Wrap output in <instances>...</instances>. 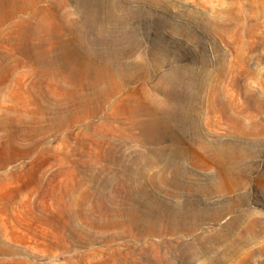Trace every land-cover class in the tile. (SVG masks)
Returning <instances> with one entry per match:
<instances>
[{
	"label": "rangeland",
	"instance_id": "rangeland-1",
	"mask_svg": "<svg viewBox=\"0 0 264 264\" xmlns=\"http://www.w3.org/2000/svg\"><path fill=\"white\" fill-rule=\"evenodd\" d=\"M60 1L64 0H38L37 19H31L21 35L14 22L0 28V236L11 251L0 255V264H264V0H89L100 8L93 5L100 13V26L93 20L84 34L77 31L85 27L83 8L76 0H65L63 7ZM49 7L55 13L60 7L68 11L76 31L71 33L68 23L47 13ZM36 21L45 23L37 36L32 32ZM87 47L98 56L105 49L123 50L119 72L128 75H135L136 62L145 58L152 74L146 82L139 78L125 83L96 114L86 112L82 104L93 89L82 60L75 56ZM66 51L73 52L72 59ZM145 83L161 100L166 96L155 85L165 84L179 94L168 101L171 114H137L138 118L166 113L165 118L173 116L181 126L189 123L187 142L176 145L187 156L193 149L246 151L243 161L231 163L233 173L245 177L242 188L226 193L197 189L178 195L161 181L162 174L172 177L175 168L168 154L156 156L154 150L165 148L163 153H169L171 140L164 146L132 139L140 134L131 124V117L137 116L122 107L144 97ZM215 97L219 107L225 104L232 109H226L228 116L241 114L246 125L261 124V134L241 136L231 130L219 120L212 102ZM239 108L243 113L237 112ZM96 130L112 149L96 148L92 140ZM110 153L116 161L104 160ZM147 157L152 163L145 165L142 160ZM180 172L203 187L221 180L215 168L194 166L186 158ZM122 174L148 188L157 212H179L184 206L192 216L199 213V225L181 232L161 226L162 232L152 234L93 227L91 221L100 220L104 208L125 201L119 185L111 184L114 175ZM153 176L156 183L149 179ZM221 209L224 214L217 220L214 214ZM42 240L55 247L45 248L39 244Z\"/></svg>",
	"mask_w": 264,
	"mask_h": 264
},
{
	"label": "bare ground",
	"instance_id": "bare-ground-1",
	"mask_svg": "<svg viewBox=\"0 0 264 264\" xmlns=\"http://www.w3.org/2000/svg\"><path fill=\"white\" fill-rule=\"evenodd\" d=\"M60 2H61V7H63V6L66 5L65 0L64 1H60ZM76 2L78 3V5H79L80 8H83V10H82L83 19L82 20H83V23H84V26H85V27H83L81 29H78L77 31H79V33H81V34H84L87 30H89L87 28H88V25L91 23V21L94 20V23L96 25L99 24V19H97V17H99V14L100 13L98 14L97 13L98 11H96V9L98 8L97 7L98 5L96 6L95 4H93V5H95L97 7L96 9H95V7L93 5H91V3L93 1L90 3L89 0H76ZM118 5L116 4V6H118ZM110 6H109V8H110ZM116 6H112V7L113 8H116ZM61 7L59 8V10H56V13H55L54 7L53 8L52 7H49V8H47V13H49L51 16H59L63 20V22L69 24V31L71 33H73L74 31H76V28L73 29V26H72V23H71V19L69 18V12L68 11H65V10L61 11L60 10ZM39 9L40 8L38 7V0H0V28L3 29V26L6 23L14 22V25L13 26L16 27V28H14L16 30V33L18 35H21L24 32H26V30L24 28H25V26L27 24L31 23V19H37V15L39 14ZM98 9H100V8H98ZM118 9L119 8H117V10ZM59 11H61V12L59 13ZM42 12H43V9H42ZM21 13H25V14L29 15V17H26V18L23 19V18H21V15H20ZM41 23H42V21H36L35 24H33V27H32L33 35L35 34L37 36L38 34H41V32H42L41 30L42 29H45V28H41L43 26V24L45 25V23H43V24H41ZM95 24L94 25L92 24V25L95 26ZM93 26H91V27L94 28ZM99 26L100 25H98V27ZM99 29L101 30V28H99ZM47 30L49 31V33L52 32V30H50V29H47ZM90 30H92V29H90ZM29 31H31V30H29ZM95 31H96V29H95ZM97 31H96V33H97ZM92 32L94 33V31H92ZM79 33H76V34H79ZM77 36H79V35H77ZM105 50L106 51H104L101 55L98 56V55H96L93 52V50L90 47H87V48H84L83 49L82 55L76 54L77 56H75V58L77 60L78 59H81L82 60V62H83L82 63V66L84 67L83 70H85V73H84L85 74V78L86 79H89V84L88 85L92 86L91 88L93 89V91L91 90L92 91L91 93H88L87 95H85V98H84L85 99V103L82 104V109L85 110L86 112H90V113H95L96 114L99 110H102L101 108H103V106L105 104L108 103V98H110V96L115 95V94H118L120 91L123 90V88L125 86V83H127L128 81L131 82V79L134 80V79H139V78L140 79H144V81L146 82L147 80H145V79H148L149 74H150V69L148 67V64L149 63L147 64V61H146L145 58H142L141 61H137L136 62L137 67H135L136 68V70L134 72L135 75H128V74H123V73L119 72V65L121 64L120 61H119V59L122 58V56H124L125 53L123 52V50L121 51V50H118V49H115V48L114 49H111V50H107V49H105ZM65 53L68 54V56L72 59L73 52L66 51ZM98 59H100L99 60L100 63L99 64H96V61ZM115 65H116V67H115ZM159 66L160 65L158 63L157 64V67H159ZM141 69H144L145 72L144 73H141V71H139ZM91 73H94V74H93V76L89 77V75ZM189 73H191V72H189ZM204 74H206V73H204ZM170 75H173V74H170ZM186 75L188 76V73L185 74L184 76H186ZM197 75H198V73H197ZM166 76L167 75H165V77ZM190 76H189V79H190ZM194 76H195V74H194ZM166 78H168V76ZM181 79H183V78H181ZM195 79H197V78H195ZM161 80H163V79H161ZM189 81L191 82L192 80H189ZM109 82L113 85L112 87H109V86L107 87V85H108ZM184 82H186V81H184ZM193 82H196V81H193ZM203 82H204V80H203ZM166 83H168V81H166ZM82 84L84 85L85 83H82ZM149 85H151V84H149ZM154 85H155V83H154ZM158 85L157 86L155 85V89L156 90H160V91L163 92V94H165V96H166V99L165 100L158 99L157 96H155V93L153 95L152 92H151L152 90L150 91L147 88V84H146L144 86V88H143L144 97L142 99L140 98V100H138L136 98L137 100L135 99L136 101L134 100L133 103L131 102V103H126L125 105H122L123 110L124 111H127V113L129 111L130 113H132V114H134L136 116H137V114H146L147 115L148 113H158L159 114V112H162V115H163V112H166L167 111V107L166 106L169 103L168 101L172 100L171 98L174 97V96H176L177 94H179V92L176 93L175 91L170 90L169 87H165L166 86L165 84H163V86H160V85L158 86ZM174 85H175V87L177 86V84H174ZM207 86H208V84H207ZM209 86H211V85L209 84ZM170 87H172V86H170ZM195 87H197V86H195ZM173 89L175 90L174 87H173ZM214 89H216V88H214ZM193 90H194V88H193ZM193 90L191 89V91H193ZM178 91H179V89H178ZM191 91L189 90V93ZM207 93H206V95H207ZM203 94L204 93H202V95ZM202 95L200 94L201 97H202ZM208 95H210V93H208ZM221 95H223V94H221ZM180 97H181V95H180ZM186 97H188V96H186ZM216 97L213 98V101L212 102H213V105L215 104L213 106L214 109L217 112L220 113V117H219V120L220 121H222L225 124H227V126L231 130H234L238 135H241V136L244 135L245 133L255 134V135H260L261 134V124L254 123L253 126L246 125L244 123L242 117H241L242 116L241 114H239L241 116L235 115L236 113L233 114L234 116L232 115L233 117L228 116L227 115V111H226V109H227L226 108V105L224 104L223 106L221 105L219 107L218 106V102H217L218 99ZM176 99L178 100V98H176ZM185 100H186V98H185ZM174 102L172 104H174ZM221 102H222V100H221ZM223 102H224V100H223ZM183 103H184V100H183ZM188 103H189V101H188ZM172 104L170 102L169 105L172 106ZM176 104H178V103H176ZM179 104H181V103H179ZM195 104H196V102H195ZM180 107H182V106H180ZM184 112H185V110H184ZM233 112H234V110H233ZM237 112L238 113H243L242 108H239L237 110ZM179 113H181V111ZM165 114H164V116H165ZM168 114H171V113L168 112ZM164 116H162V117L159 116L157 118H151V119L148 118L149 120L148 119H143V118H138V116L137 117H131V124L133 125V127H136V128H139L140 129V134L138 136H132L131 137L132 139H135V140H137V141H139L140 143H143V144H146L147 143V145H148V143H156V144L160 145L162 143L164 144L168 140H171V142H172L171 147L169 146L170 148H172V151H170L169 153H163L164 151L167 152V150H168V149L166 150L165 148L164 149L158 148V149L154 150V152H155L154 154L156 156H159V153L161 155L168 154V156H167L168 158L167 159L169 160V164L175 168L174 169V172H171V173H173V176L172 177L169 178V177L165 176L164 174H162L160 176V179H161V181L163 183H165L168 186H172L173 188H175L177 190V193L176 194H178V195H180L181 193H184V192H190V193H192L191 191H196L197 189L199 190V192H209L211 189H213V190H218V191H220L222 193H226V192H228L230 190H233V191L234 190H238V189L242 188L245 185V177L243 178L244 175L242 173H240L238 175L235 174V173H233V171L231 170V163H233L234 161H237V162L243 161L245 159V156H246V151H244L243 149H240V148H231V149L228 148L225 151L224 150H204V151H199V149L198 150L193 149L192 150L193 152L191 153V155H188V156L187 155H184L185 154L184 150L182 151L181 148H180L181 151H179V148L177 149V146L176 145H179L180 146L182 143H186L187 142L186 137H189V135H190L189 125H188L189 123H184L181 126L180 124H178V120L179 119H175L173 116L172 117H168V115H166L168 118H165ZM183 116H185V114ZM216 116H218V115H216ZM139 117H141V116L139 115ZM142 117H144V116H142ZM183 119H185V118H183ZM250 121H251V119H250ZM131 124H130V126H131ZM178 125H180L181 127H179ZM120 129L125 130L124 128H120ZM94 134L95 135H93L92 140H93V143L97 145L96 148H99V147L100 148L107 147V148H111V149L113 148L112 147V144H110V142L107 141V139H105V136H104V134L102 132H99L98 130H96L94 132ZM121 134L122 135L123 134L124 135H128L130 133L122 132ZM173 135H174V137H172ZM175 140H177V141H175ZM204 140H206V139H204ZM194 141H195V139H194ZM164 146H165V144H164ZM181 146H183V145H181ZM155 147L157 148L156 145H155ZM188 147H189V145H188ZM203 147H205V145ZM170 148H169V150H170ZM196 148H198V147H196ZM160 151H162V152H160ZM186 151H188V150H186ZM104 157L106 158L104 160H107L109 162L116 161V159H115L116 157L114 156L113 153H110L109 155H104ZM149 157H147L144 160H142V161H144L143 164L147 165V164H149L151 162V158H149ZM164 158H165V156H164ZM184 158H186V160L188 159V161L190 163H192L194 166H198V167H202V168H209V167L215 168V170H217V172L221 176L220 182L219 183H216L215 186H209V187H205L204 186L203 187V186H200V184L194 183L193 181L186 180V177L183 175V173L180 172V170L183 167V160H184ZM155 160H156V158H155ZM165 160H166V158H165ZM153 161H154V159H153ZM157 162L158 161H156V163ZM166 166H167V164H166ZM240 177L243 178V181H239L240 180ZM149 179H151V182L152 183H156V181H157V178L155 176H153V177H151ZM133 180H134L133 176H129V175H125V174H122V176H120V175H118V176L114 175V180L111 181V184H114L115 183L116 185H119V187H117V189L119 190V193H121L123 195V198L125 199V201L123 203L119 204V205H116L117 206L116 208L115 207L113 208L112 206H111V208L110 207L104 208L105 210L102 211V218L100 220L91 221V225L93 227L100 228L102 230H107V229H110V228H115V229L119 230L120 233L121 232L131 233L134 230H138L142 234H149V233L152 234V233H155L157 231H161V230L163 231V229H161V226H163L164 229L166 227L170 231H173V232H177V231H180L181 232V231H190V230L192 231L193 228L195 229V227L199 225L200 218H202L199 215V213L195 212V213H193V216H192L190 214L191 210L189 211V209H187L184 206H183L182 210L178 209V211L180 210L179 212H176L175 211V212L170 213V212L160 211V210H159V212H157L155 210V208H153V206H152V204L150 202V197L148 196L149 195L148 194L149 191L147 190L148 188L146 189L144 185H141V183H139V184L134 183ZM258 185H260V187H261V181L259 182ZM75 186H76V184H74L73 187H75ZM111 186H113V185H111ZM193 200H195V199H193ZM242 201H244V200H242ZM185 202H186V200H185ZM158 205H159V203H158ZM113 206H115V204ZM177 207H179V204H178ZM232 208L234 209V207H232ZM173 209H174V207H173ZM216 210H218V209H216ZM96 211H99V210H96ZM223 214H224V210L221 209L220 211H218L217 213L214 214V217L218 220V218H220L221 216H223ZM88 215H89L88 212H86L84 214V217L87 220L89 219V216ZM238 215H240V214H238ZM33 216H34V214H33ZM98 219H99V217H98ZM238 219H239V217H238ZM234 222H236V220H234ZM237 222H239V221H237ZM237 222H236V225L238 224ZM249 223H247V224H249ZM232 225H235V223H232ZM229 227H231V223H230ZM239 227H238V229H239ZM235 228L232 231H234ZM247 231H248V229H247ZM254 231H255V229H254ZM219 233H221V232H219ZM234 233H235V231H234ZM240 234H242V232H240ZM223 235H225V234H223ZM232 235L234 236V234H232ZM243 235H245V233ZM220 237L222 238V236H220ZM241 238H242V236H241ZM243 238H245V237H243ZM239 239H238V244H239V241H240ZM216 242H217V239H216ZM229 242L230 241H228L227 244ZM233 243H234V241H233ZM39 244L42 245V246H44L45 248H48V249H52V248L55 247L53 244H51L50 242H47L45 240L39 241ZM238 244H236V245H238ZM222 246H225V245L223 244ZM222 253H224V252H222ZM8 254H11V251L4 244V242H3V240H2V238L0 236V255L6 256ZM215 254H216V252H215Z\"/></svg>",
	"mask_w": 264,
	"mask_h": 264
}]
</instances>
